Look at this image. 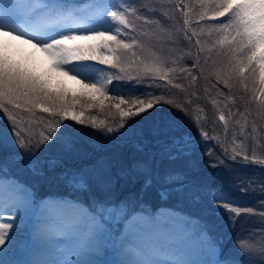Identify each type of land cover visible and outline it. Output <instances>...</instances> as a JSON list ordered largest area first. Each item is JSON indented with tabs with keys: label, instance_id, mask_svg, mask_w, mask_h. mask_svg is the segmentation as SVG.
<instances>
[{
	"label": "trees",
	"instance_id": "trees-1",
	"mask_svg": "<svg viewBox=\"0 0 264 264\" xmlns=\"http://www.w3.org/2000/svg\"><path fill=\"white\" fill-rule=\"evenodd\" d=\"M40 1L39 11L60 1H71L80 9L90 1L105 0ZM199 4L200 0H146L129 6L133 13L142 8L148 14L128 31L135 42L121 54L124 71L104 66L113 81H121L124 97L149 98L154 103L151 108L122 121L114 107L108 108L115 101L105 89L106 96L98 97L103 108L79 103L74 109L83 111L86 120L94 117L98 125L104 122L94 128L62 119L55 112L44 113L40 106L28 111L6 104L0 107V166L29 184L36 200L45 193H61L86 204L110 199L135 210L159 205L178 208L193 215L219 244V258L227 264H264V164L256 162L264 160V108L239 80L226 86L231 45L218 43L223 33L212 31L216 21L200 19L204 9ZM254 17L245 10L251 44L259 32ZM150 39L157 41L154 48L147 42ZM0 53L25 64L23 55L1 47ZM24 66L35 73L33 67ZM252 67L257 70L256 58ZM11 120L34 140L42 132L50 138L35 151H22ZM50 127H55L51 131L55 135L47 134ZM108 127L113 131L108 132ZM202 133H207V139ZM193 142L201 143L202 153ZM256 143L258 152L251 153ZM73 176H82L85 187H76L79 180L69 183ZM224 205L236 208L238 214ZM238 235L254 241L257 250L249 255L246 247L236 246ZM19 244L17 234L1 247L5 264Z\"/></svg>",
	"mask_w": 264,
	"mask_h": 264
},
{
	"label": "rangeland",
	"instance_id": "rangeland-1",
	"mask_svg": "<svg viewBox=\"0 0 264 264\" xmlns=\"http://www.w3.org/2000/svg\"><path fill=\"white\" fill-rule=\"evenodd\" d=\"M143 1L146 0H124L123 3L119 0H105L92 4L90 1L88 7L79 10L73 8L74 3L71 1H60L52 8L40 12L35 7L42 5L43 2L38 0L39 3L29 9L27 16L9 21L5 25L14 30V33L5 35L0 32V47L10 53L25 56L24 65L33 67L36 74L47 79L51 88L68 93L85 91L95 94L91 89L85 88L84 84L96 83L111 91L112 97H122L128 101L129 99L120 93L123 87L121 81H113L111 79L113 77L104 65L87 61H74L64 65L57 63L55 67L63 68L70 73L69 76H64L59 72L50 71L49 58L39 51V46L34 48L32 44L47 43L62 36L95 31L112 32L131 44L135 40L130 41L131 37L128 36L130 27L148 13L142 8H137L133 13L129 6ZM259 2L260 0H245V3L250 5L245 10L253 13L255 15L253 19L258 23L259 32L252 41L253 48L264 43V7L255 6ZM113 12H123L128 26L125 27L114 21L111 17ZM15 36L18 38H14ZM147 42L153 48L157 45L156 40L150 39ZM75 43L94 42L76 41ZM144 43L141 42L140 45ZM256 63L258 72L264 70V54L256 57ZM258 75L264 76V72ZM72 76H75V79L71 78ZM142 99L149 100V98ZM76 112L79 114V111ZM47 134L56 133L47 132ZM239 142L243 143L242 137ZM257 144L252 145L251 153L258 152ZM192 145L197 152H203L201 143L193 142ZM187 147L190 148V144ZM240 151L244 152L243 145ZM3 171L0 166V178L16 182V184L5 182L0 185V201H4V208L8 209L4 214L5 217H1L2 212H0V222L12 224L6 242L15 240L18 234L20 249L17 252L23 250L25 245L30 250L25 256L27 263L20 261V257L16 264H57L58 260H69L68 264H106L104 262L106 258L111 260L108 264H156L155 259L172 260L171 264H220L221 261L227 264L218 257L219 244L199 227L193 215L185 211H182L183 214L180 209L166 205L135 210L134 215L137 219L129 229L124 245L83 247L71 251L72 245L66 234L69 220L64 216V208L58 201L62 199L82 201L64 194L44 195L37 201L29 184ZM260 211L261 209L259 213ZM11 215L14 218L8 221ZM252 231L256 233V229ZM234 242L236 246L239 244L246 247V253L257 250V244L254 241L244 240L242 235L236 236Z\"/></svg>",
	"mask_w": 264,
	"mask_h": 264
},
{
	"label": "snow or ice",
	"instance_id": "snow-or-ice-1",
	"mask_svg": "<svg viewBox=\"0 0 264 264\" xmlns=\"http://www.w3.org/2000/svg\"><path fill=\"white\" fill-rule=\"evenodd\" d=\"M28 2L29 0H0V32L5 35H13L14 30L5 25L9 21L27 16ZM199 6L204 9L200 13V19L207 18L216 21L217 25L212 31L223 33V37L218 43L222 47L231 45V48L228 49L230 68L226 86H229L233 79L239 80L245 89H250L253 99L260 104L261 108H264V76L258 75L264 70L258 72L252 67L255 58L264 54V43L253 48L247 36L245 8L250 5H247L245 0H200ZM255 6L264 7V0H260ZM184 7L186 9L187 5ZM185 14L187 15V13ZM111 17L120 25L128 26V21L123 12H113ZM224 20L227 22L225 23ZM185 23L187 24V21ZM14 38H18V36ZM76 41H93L94 43H75ZM37 46H39V51L45 53L49 58L50 71L59 72L64 76H69L70 73L63 68L55 67L57 63L64 65L74 61H98L101 65H111L123 72L124 68L120 66L121 54H126L132 48V44L123 41L118 35L105 31L66 35L47 43L36 42L32 44L34 48ZM71 78L75 79V76ZM176 86L179 87V85ZM84 87L91 89L95 95L84 97L82 94L70 95L63 90H50L47 79L34 73L22 63L10 59L8 55L0 53V107L8 104L15 105L17 108L23 106L31 111L32 106H40L44 113L55 112L62 119H71L86 125L90 123L92 127L98 128L103 125V121L98 125L94 117L86 120L83 111L77 114L74 109L79 103L86 104L89 108L93 107L94 104H99L103 108V102L98 97L106 96L105 88L96 83H85ZM154 99L157 103L159 102V98L154 97ZM112 100L115 103L109 104L108 108L114 107L122 121L138 115L154 104L151 99L126 101L122 97H112ZM70 109L73 111L70 112ZM220 119L223 121L225 117L221 115ZM11 123L14 126L17 144L22 151H35L37 147L50 138L42 132L40 138L34 140L31 135L20 131L15 120H11ZM123 126L124 123H121L119 127ZM54 128L50 127L47 132L53 131ZM107 131L112 132L113 129L108 127ZM202 136L207 139V133H202ZM236 156H239V153H236ZM256 162L264 164V160ZM4 171L6 172L7 169L5 168ZM76 180H79L76 187H85L82 176L70 177L69 183ZM5 182L16 184L11 179L0 178V185ZM58 203L64 208V216L69 220L66 234L69 236L72 245L71 251L83 247L124 245L125 237L137 219L134 215L135 209L129 208L124 202L117 203L110 199H92L88 204L62 199ZM224 206L230 212L238 214L237 209L231 205ZM13 218L12 215L9 216L8 221L13 220ZM43 227L44 223L42 224V233ZM11 228V223L0 222V246L5 245ZM237 246L240 247L239 244ZM248 254L251 255V253ZM155 260L156 264H171L172 262V260ZM68 261L58 260L57 264H68ZM0 264H5L2 258H0ZM220 264H224V262L221 261Z\"/></svg>",
	"mask_w": 264,
	"mask_h": 264
},
{
	"label": "bare ground",
	"instance_id": "bare-ground-1",
	"mask_svg": "<svg viewBox=\"0 0 264 264\" xmlns=\"http://www.w3.org/2000/svg\"><path fill=\"white\" fill-rule=\"evenodd\" d=\"M9 188V187H8ZM1 189H3L2 187H1ZM10 191V190H9ZM10 193V192H9ZM14 196V195H13ZM11 197V196H10ZM1 198V197H0ZM9 200V199H8ZM7 200V201H8ZM11 200V199H10ZM4 204H5V202L4 201H0V212H2L1 213V217H5V213H6V211H8V209L6 208H4ZM58 230V229H57Z\"/></svg>",
	"mask_w": 264,
	"mask_h": 264
}]
</instances>
